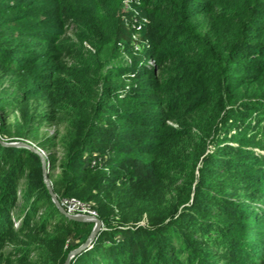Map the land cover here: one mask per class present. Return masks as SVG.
<instances>
[{
    "label": "trees",
    "instance_id": "1",
    "mask_svg": "<svg viewBox=\"0 0 264 264\" xmlns=\"http://www.w3.org/2000/svg\"><path fill=\"white\" fill-rule=\"evenodd\" d=\"M125 1L0 0L1 140L70 264H264V0ZM1 142L0 264H65Z\"/></svg>",
    "mask_w": 264,
    "mask_h": 264
},
{
    "label": "water",
    "instance_id": "2",
    "mask_svg": "<svg viewBox=\"0 0 264 264\" xmlns=\"http://www.w3.org/2000/svg\"><path fill=\"white\" fill-rule=\"evenodd\" d=\"M1 142V141H0ZM4 146H11V147H18V148H27L29 150H31L32 152L38 153V150L32 146L31 144L28 143H24V142H17V143H3L1 142ZM42 159V163H43V168H44V181L48 187L49 193L52 197V200L55 204V206L57 207V209L60 211V213L62 215H64L68 220H73V221H77V222H82V223H93L94 224V228L92 230V233L90 235V237L88 238V240L86 241L85 244H83L82 246H80L78 249L72 251L69 256L68 259L66 261L65 264H70L71 260L73 258H75L78 254H80L81 252L89 249V247L91 246L92 242L97 238V236L100 234V232L103 230V222L99 219V218H89L86 216H78V215H70L66 212V210L61 206L59 199L57 198V196L54 194L53 189L51 184L48 181V177H47V173H46V168H45V160L43 157H41Z\"/></svg>",
    "mask_w": 264,
    "mask_h": 264
},
{
    "label": "rangeland",
    "instance_id": "3",
    "mask_svg": "<svg viewBox=\"0 0 264 264\" xmlns=\"http://www.w3.org/2000/svg\"><path fill=\"white\" fill-rule=\"evenodd\" d=\"M123 2H121L120 8H122L121 9V14L123 16V19H125V21H124L125 22V27L129 31L132 30V31H130L132 33L131 34V37L133 35L132 40L135 41V42H137L138 39H140L141 36H143V34H142L143 28H142V25L141 24L143 23V19L145 17H143L141 15V13H140V12H142V9H140L141 6L139 4L134 3L131 6H126L125 7L123 5ZM143 44L144 43H141V45H143ZM137 50H138V47L135 50V52L138 53ZM147 52L148 51L146 50V53ZM9 84H10L9 82L8 83H4L3 82L2 87H6V86L8 87ZM13 123H14V121H11V124H12L11 126H13ZM43 132L47 133L49 136H54L56 134V132H57V127H46V128L43 129ZM0 141H2L1 138H0ZM13 141L11 140L10 142H3V141L2 142L3 143H8V144L9 143L24 142V141H18V140H13ZM32 146H35V144L32 145ZM40 154H41L40 156L43 157L44 160H47V157H46L45 152L42 151V153H40ZM49 167H50V165L49 164H46V162H45V168H46L45 170H46V173H50L51 172V170H47ZM48 181H49V183L52 186V182L49 180V178H48ZM17 213H15V216L17 215ZM142 224L145 225V222H143ZM118 239L121 241V240H123V237L121 235H119L118 236ZM91 248L92 247L90 246L89 249H91Z\"/></svg>",
    "mask_w": 264,
    "mask_h": 264
},
{
    "label": "built area",
    "instance_id": "4",
    "mask_svg": "<svg viewBox=\"0 0 264 264\" xmlns=\"http://www.w3.org/2000/svg\"><path fill=\"white\" fill-rule=\"evenodd\" d=\"M140 4V0H126L125 7L131 6L132 4ZM129 8V7H128ZM38 154L41 155L42 150L37 149ZM61 206L66 210L70 215L86 216L89 218H98L97 211L87 203H84L76 198H63L60 200Z\"/></svg>",
    "mask_w": 264,
    "mask_h": 264
}]
</instances>
